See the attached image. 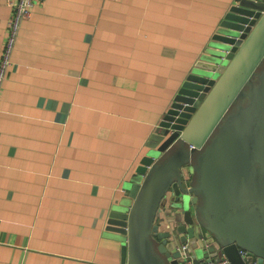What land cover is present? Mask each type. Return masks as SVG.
Wrapping results in <instances>:
<instances>
[{"label":"crops","instance_id":"crops-1","mask_svg":"<svg viewBox=\"0 0 264 264\" xmlns=\"http://www.w3.org/2000/svg\"><path fill=\"white\" fill-rule=\"evenodd\" d=\"M233 4L39 0L0 93V264H122L110 210Z\"/></svg>","mask_w":264,"mask_h":264},{"label":"water","instance_id":"water-1","mask_svg":"<svg viewBox=\"0 0 264 264\" xmlns=\"http://www.w3.org/2000/svg\"><path fill=\"white\" fill-rule=\"evenodd\" d=\"M234 3L110 210L122 264H264V0Z\"/></svg>","mask_w":264,"mask_h":264},{"label":"built area","instance_id":"built-area-1","mask_svg":"<svg viewBox=\"0 0 264 264\" xmlns=\"http://www.w3.org/2000/svg\"><path fill=\"white\" fill-rule=\"evenodd\" d=\"M39 0H9V6L12 9V16L8 22L4 43L0 54V93L3 84L7 78L8 71L12 64V54L14 52L17 39L22 28L23 23L32 15V9ZM2 109V102L0 98V111ZM181 252V258L178 264H193L189 257L188 244H181L178 247ZM246 257V264H259L257 258L250 256L246 251L242 252ZM226 260L210 261L206 264H226Z\"/></svg>","mask_w":264,"mask_h":264},{"label":"rangeland","instance_id":"rangeland-1","mask_svg":"<svg viewBox=\"0 0 264 264\" xmlns=\"http://www.w3.org/2000/svg\"><path fill=\"white\" fill-rule=\"evenodd\" d=\"M263 124H264V119H263ZM256 154H257L256 157H258L260 159V161L264 164V147L261 144V142H260V144L258 146V150H257Z\"/></svg>","mask_w":264,"mask_h":264}]
</instances>
